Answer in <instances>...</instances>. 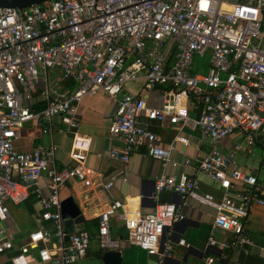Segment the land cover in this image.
Wrapping results in <instances>:
<instances>
[{"label":"built area","instance_id":"built-area-1","mask_svg":"<svg viewBox=\"0 0 264 264\" xmlns=\"http://www.w3.org/2000/svg\"><path fill=\"white\" fill-rule=\"evenodd\" d=\"M205 55V73L195 71V57ZM139 80L140 95L123 92L126 83ZM156 90L159 107L147 103ZM97 92L115 104L108 133L123 144L109 152L123 170L109 177L103 190L126 179L130 157L141 149L164 169H192L154 179L153 197L178 194L180 207L156 201L151 213L128 214L123 201L106 203L95 236L100 251H120L125 243L155 255L154 264H165L176 248H190L173 238L188 200L210 207L212 230L229 236L209 237L203 264H226L225 252L253 246L244 221L254 204L264 205V0H52L0 8V257L14 247L8 204L33 195L40 210L38 229L0 264H82L86 257L92 236L77 229L65 240L60 192L69 181L92 186L86 163L91 139L77 132L78 108ZM36 98L42 108L31 104ZM142 117L168 119L179 133L164 144ZM56 118L71 133L70 165L57 166L53 144L31 152L15 149L21 127L32 123L50 134ZM182 129L198 130L209 150L176 161L175 145H190ZM234 133L242 135L243 144L223 153L220 145ZM255 146L261 148V177L236 166L235 152ZM200 174L221 191L219 199L199 190ZM112 220L122 221L124 239L113 237ZM43 222L53 225V233ZM259 250L264 253V246Z\"/></svg>","mask_w":264,"mask_h":264},{"label":"crops","instance_id":"crops-1","mask_svg":"<svg viewBox=\"0 0 264 264\" xmlns=\"http://www.w3.org/2000/svg\"><path fill=\"white\" fill-rule=\"evenodd\" d=\"M194 69L200 73L199 67L194 65ZM207 69V68H206ZM68 88L73 89L71 83ZM142 91V81L126 83L123 92L140 95ZM161 94L158 90L149 95L148 105L159 107L161 105ZM34 108H42L43 103L39 98L32 101ZM115 104L109 101L100 92L86 96L79 105V127L77 132L91 139L90 150L87 155V166L91 171L92 186L85 189L77 181L67 182L60 192L61 207L60 212L64 222L71 221L69 232L77 229L86 230L91 236L90 246L82 264H104L103 254L100 251L96 239L98 214L106 203L111 200H120L124 202V210L128 214L139 213L146 214L153 211L156 201L171 202L179 207L183 199L181 196L171 192L159 193L156 198L154 192V179L161 174H178L186 172L191 174L190 167L164 169L160 163L151 159L141 149L131 155L127 164L129 173L126 179H116L114 185L109 191H105L102 185L108 181L112 175H118L123 170L124 164L116 159L109 157L112 149H123V144L108 133V126L113 118ZM192 117H197V112H190ZM142 122L149 124V129L162 136L164 144L169 143L173 136L179 133L178 126L171 124L168 119L163 121H147L145 117ZM53 131L50 134L42 133L41 127L28 123L19 129V138L14 142V147L20 152H31L37 146L55 145V160L58 167L71 164L69 159V150L71 145V133L67 128L54 119ZM189 139L190 145L183 147L175 145L173 158L182 162L186 157H193L196 152L205 153L210 148L207 139H203L198 130L189 131L182 129L180 132ZM235 143H241L242 135L234 133L222 142L219 149L223 153L232 151ZM237 168L244 171L255 173L261 177L263 172V163L261 159V148L253 147L250 151L235 152ZM120 175V174H119ZM120 177V176H119ZM199 190L209 193L215 198L221 197V191L204 175L200 174ZM41 186L44 193L45 177L41 179ZM10 212V226L14 235V247L5 255L0 257V261L14 254L18 245L29 235V233L38 229L36 216L40 213L37 205V199L31 195L28 199L19 205L8 204ZM184 219L176 222L173 227L174 240L184 239L190 245L185 248H176L171 258L167 259L165 264H203V257L207 254L206 243L209 237L217 240L228 238L227 233L213 231L211 228L214 211L207 206L198 205L192 200H188L187 206L183 208ZM43 227L53 233V225L49 222H43ZM244 227L248 237L253 242V246L238 248L233 251L225 252L228 256L226 264H263L264 253L259 248L264 246V205L254 204L248 212L244 221ZM111 232L113 237L124 239L126 230L122 221H111ZM121 254L120 264H154L157 257L149 255L136 246L122 244L119 251ZM35 256L36 251H32ZM31 264H41L37 260Z\"/></svg>","mask_w":264,"mask_h":264},{"label":"water","instance_id":"water-1","mask_svg":"<svg viewBox=\"0 0 264 264\" xmlns=\"http://www.w3.org/2000/svg\"><path fill=\"white\" fill-rule=\"evenodd\" d=\"M52 0H0V8L25 9L31 6L41 5ZM122 95L118 99H121ZM71 226V221L65 223L64 232L66 233L65 240L68 241V232ZM178 239V238H177ZM188 250V249H187ZM212 254H216L213 249H210ZM121 254L119 251H107L103 254L104 264H120ZM167 261V260H166ZM176 264H179L176 261Z\"/></svg>","mask_w":264,"mask_h":264},{"label":"rangeland","instance_id":"rangeland-1","mask_svg":"<svg viewBox=\"0 0 264 264\" xmlns=\"http://www.w3.org/2000/svg\"><path fill=\"white\" fill-rule=\"evenodd\" d=\"M209 56L205 55L204 57H195L194 59V65L195 67L198 66L200 71L203 72L206 70L208 65ZM196 71V69H194ZM22 204V203H21Z\"/></svg>","mask_w":264,"mask_h":264},{"label":"trees","instance_id":"trees-1","mask_svg":"<svg viewBox=\"0 0 264 264\" xmlns=\"http://www.w3.org/2000/svg\"><path fill=\"white\" fill-rule=\"evenodd\" d=\"M67 85H68V84H67ZM67 85H66V86H67ZM67 87H68V86H67ZM70 87H73V84H72V83H71V86H70Z\"/></svg>","mask_w":264,"mask_h":264}]
</instances>
